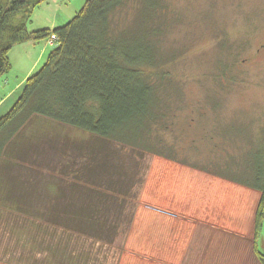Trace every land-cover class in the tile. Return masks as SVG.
Wrapping results in <instances>:
<instances>
[{"label":"rangeland","instance_id":"374dc122","mask_svg":"<svg viewBox=\"0 0 264 264\" xmlns=\"http://www.w3.org/2000/svg\"><path fill=\"white\" fill-rule=\"evenodd\" d=\"M85 2L46 0L35 8L28 28L63 25ZM135 2L122 5L119 17L132 16ZM158 2L166 6L167 22L161 21L160 46L173 50L166 69L177 77L180 94L175 92L171 127L160 131L169 146L166 155L138 148L122 153L133 187L118 214L122 220L112 243L0 203V264H191L203 253L208 259L217 255L218 264H260L254 251L256 243L264 252V226L254 240L260 193L203 168L223 169L228 164L233 169V160L245 159L251 142L264 143V0ZM48 39L13 46L12 67L0 84L12 87L36 72L55 47ZM43 50L39 63L25 76ZM20 91L18 86L16 98ZM42 128L51 136H87L49 120L42 121ZM44 143L18 161L17 170L28 182L64 177L59 167L69 156L62 157L58 142V149L50 151ZM75 150L69 148L68 155Z\"/></svg>","mask_w":264,"mask_h":264},{"label":"trees","instance_id":"16d2710c","mask_svg":"<svg viewBox=\"0 0 264 264\" xmlns=\"http://www.w3.org/2000/svg\"><path fill=\"white\" fill-rule=\"evenodd\" d=\"M44 1L0 0V77L12 67L13 46L56 36L44 64L26 78L17 100L0 116V203L112 243L122 220L118 214L133 187L129 183L133 174L122 153L138 148L166 155L169 147L160 131L171 127L176 115L172 104L180 94L177 77L166 69L173 50L160 46L166 6L158 0H138L132 16L123 8L128 15L123 19L121 6L131 0H86L65 24L29 30L35 8ZM221 68L227 75V65ZM44 120L87 136L52 137L42 128ZM44 142L49 151L58 149V142L62 157L69 156L59 167L64 177L28 182L17 170L18 161ZM72 147L75 154L68 155ZM245 154V159L233 160V169L228 164L203 169L260 193L256 242L264 226V143L251 142ZM254 251L264 264V252L256 243Z\"/></svg>","mask_w":264,"mask_h":264},{"label":"crops","instance_id":"0c3cea01","mask_svg":"<svg viewBox=\"0 0 264 264\" xmlns=\"http://www.w3.org/2000/svg\"><path fill=\"white\" fill-rule=\"evenodd\" d=\"M22 43H24V42H22ZM22 43H19V44H22ZM41 54L42 55L44 54V50L41 53H39V57L34 59L33 63L29 66L25 76H27L30 72H32L34 70V68L39 63V60L42 57ZM23 84H24L23 81H20V83L16 84L15 86H12V87H7L8 83L0 84V88H2V89H0V94L2 95V96H0V116L5 114L11 108V106L14 104V102L17 100L18 97L16 98L15 94L18 92V86L22 89ZM208 258L209 257L205 256V253H203L201 259H195V260H193V262L191 261V264H205L204 262L207 263L209 260L211 261V264L212 263L218 264L217 262L219 260H218L217 255H216L215 259H208Z\"/></svg>","mask_w":264,"mask_h":264},{"label":"built area","instance_id":"2783aa9c","mask_svg":"<svg viewBox=\"0 0 264 264\" xmlns=\"http://www.w3.org/2000/svg\"><path fill=\"white\" fill-rule=\"evenodd\" d=\"M55 40H56V36H55V35H51V36L49 37V39H48V42H49L50 44H55V43H54Z\"/></svg>","mask_w":264,"mask_h":264}]
</instances>
